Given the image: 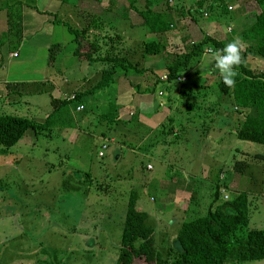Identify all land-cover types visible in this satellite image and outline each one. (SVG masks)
Returning a JSON list of instances; mask_svg holds the SVG:
<instances>
[{
    "label": "rangeland",
    "instance_id": "obj_1",
    "mask_svg": "<svg viewBox=\"0 0 264 264\" xmlns=\"http://www.w3.org/2000/svg\"><path fill=\"white\" fill-rule=\"evenodd\" d=\"M195 1L167 0L165 3L162 0L158 5L163 11L167 4L172 8V27L164 35L165 51L182 52L205 29L213 38L229 43L233 36L241 37L246 32L253 19L252 10H256L253 0H204L203 5L213 3V6L205 16H196L190 9ZM113 2L106 5L87 3L76 10V15L73 12L70 18L62 19L71 24L77 17L81 21L77 24L80 28L88 10H92L99 15L106 30L111 27L109 33L118 34L119 39L113 44L115 51L124 53L130 62L144 68V72L141 76L117 78L122 85L119 89H125L118 98L123 108L117 111V117L127 119L137 108L142 109L145 117L142 114L138 119L141 122L132 129L124 126L129 132L120 153L115 155V160L120 159L117 164L112 162L110 153L114 146L119 150L114 139L103 151L105 155L95 156L100 144L89 134H96L99 125L90 113L93 124L84 127L87 132L84 136L88 137L71 144L68 142L76 138V131L72 134V131L61 130L63 140L54 128H45L36 134L27 130L18 144L7 148L0 146V264H114L130 190L138 194L135 209L145 212V223L153 231L154 247L163 258L175 256L173 235L179 223L205 214L216 187L219 190L217 203L239 192L245 193L248 217L245 230L264 228V145L235 137V120L241 116L232 108L230 95L221 100L215 96L218 72L205 62L207 45L203 47L202 56L192 61L189 69L179 73L186 75L184 84H175L167 97L158 92L132 90L137 83L141 91L150 88L155 76L164 73V64L160 58L143 59L140 45L150 35L141 27H131L130 20H123L118 14V7L127 4L125 0ZM142 3L143 0L135 1L137 8H141ZM228 6L231 8L227 9ZM187 7L191 14L180 15L173 10L184 11ZM239 9L245 13L240 15ZM193 14L195 21L189 18ZM131 18L134 22L133 13ZM60 27L63 31L56 28L57 35L65 41L48 69L35 76L31 74L32 83L10 84L13 92L3 97L8 104L16 99L20 102L18 105H23L14 112L17 116L41 122L52 110L50 99L54 98L52 88L57 81L61 80V88L68 96L90 87L99 76L101 67L97 64L86 66L84 61H79L81 67H78L71 53L72 36L62 25ZM200 27H204L203 30ZM244 46L242 42V49ZM46 56H43L45 60ZM245 60L252 69L264 67V60L259 58L253 60L246 56ZM40 63V59L35 61V67L39 68ZM89 68L90 73L85 78L83 69ZM192 70L196 71L197 78ZM50 73L54 78L49 80ZM201 79L203 87H199ZM163 86L157 91H162ZM61 94L56 92L57 96ZM155 99L161 104L158 112L152 110ZM197 105L200 110H194ZM78 115L75 113L71 118H78ZM167 127L170 132L166 131ZM133 132L141 135L142 140L137 146H128L134 140ZM238 162L240 166L236 167ZM91 163L95 164L87 175ZM146 163L152 168L146 169ZM97 164L102 169L97 170ZM175 179L176 184L173 183ZM176 186L180 195L174 200L170 194ZM158 204H161L159 209L155 207ZM243 248V244L239 245L224 264H264V258L244 260L240 255Z\"/></svg>",
    "mask_w": 264,
    "mask_h": 264
},
{
    "label": "trees",
    "instance_id": "obj_2",
    "mask_svg": "<svg viewBox=\"0 0 264 264\" xmlns=\"http://www.w3.org/2000/svg\"><path fill=\"white\" fill-rule=\"evenodd\" d=\"M59 1L65 3L67 0ZM125 1L127 2L126 6L120 5L118 7L120 9L118 14L123 20L129 19L131 27H141L145 30L146 35H150L148 36L150 38L143 40L140 45V53L143 59L160 58L164 64L166 80L163 81L155 76L156 78L151 87H146L142 91L139 90L138 83L134 84V87L138 88L141 93H157V90L164 85V91L159 90L161 92L158 95L167 97V88L174 87L175 84H184V81L181 83L174 80L175 77L180 72L189 69L192 61L201 57L205 45H207L205 49H222L226 45L225 41L216 40L202 34L200 37L193 38L182 52L169 53L165 51L164 35L172 27V8L167 4L164 11L160 10L158 5L162 0H143L141 8H137L135 5L136 0ZM163 1L167 2V0ZM253 2L256 5V10H252V22L247 31L239 37L245 46L242 49V63L237 69L238 75L235 78V87H226L219 73L214 87L215 96L219 100L222 97L231 96L232 108L241 116V119L238 120L237 118L235 120V137L239 140L264 145V67L252 69L245 62L246 56L264 58V0H253ZM203 3L204 0H196L192 3L194 7L191 6L190 9L195 15L200 14L201 16V14H206L207 11L211 10L213 3L205 5ZM190 9L187 7L184 8V11L183 9L173 10L183 15L182 13L185 12L191 14ZM224 10L226 11V6ZM91 11L88 10L89 13L85 20H82L83 24L80 28H73L68 24H65V26L68 32L73 35L72 54L76 60L84 61L87 64L86 66L97 64V67H101L95 83L88 88H82L69 94L68 96L73 95V99H66L67 95L61 100L51 98L52 110L41 122L23 116L1 113L0 146L7 148L14 145L27 130H31L32 133L36 134L44 131L45 128H54V131H57L58 128L70 127L68 123L71 118L67 117V115L69 116L68 104H73L72 107L81 104V110L75 111L73 108V111L78 112L80 115L90 113L93 117L95 116L97 125H99L97 126L99 136H108V138H113L115 142L120 144L125 142L123 136L129 132V130L127 132L124 130V126L132 129L137 125V112H133L127 119L117 117L116 81L119 77L141 76L144 68L130 62L123 55L124 53L115 51L113 44L117 43L118 34L114 31L109 33V30H112L111 27L106 30L105 26H102L103 22L100 21L99 15ZM131 13L135 17L134 22H132ZM79 14L80 11L78 16ZM195 15L189 17L191 21H195L197 16ZM108 21L110 22V20ZM3 36L11 41L7 50L13 52L18 47L21 39L19 3L11 2L6 6V32ZM61 50L62 46L58 43L48 46L46 66L52 64ZM83 73L86 78L90 73V68L85 69ZM8 88L11 91L12 85H9ZM161 100L163 101V99ZM159 102L157 99L153 108L160 107ZM166 131L170 132L171 129L167 127ZM135 133L133 132L134 140L129 146H134L136 141H139L137 137L140 140L142 139L141 135H135ZM239 166L238 162L236 167ZM90 174L89 171L87 175ZM218 196L219 190L216 187L212 195V202L207 207L205 214L191 217L180 223L174 235L176 253L173 258L168 259L163 258L155 249L152 229L145 223L146 214L135 209L138 194L136 191L130 190L114 264H132L135 261L136 264H224L241 244L244 245V248L240 255L244 260L263 259L264 228L245 230L248 221L245 193L239 192L231 199L217 203ZM226 198L225 195L224 199Z\"/></svg>",
    "mask_w": 264,
    "mask_h": 264
},
{
    "label": "crops",
    "instance_id": "obj_3",
    "mask_svg": "<svg viewBox=\"0 0 264 264\" xmlns=\"http://www.w3.org/2000/svg\"><path fill=\"white\" fill-rule=\"evenodd\" d=\"M113 1L114 0H110V1L109 0H67L65 3H60L59 0H0V111L2 114L17 115V114H14V112H17L18 109L22 108L21 106H23L22 104L18 105V103H20V102L16 99H14L13 102L8 104L5 101V99L3 98L6 94L8 95V93L11 94L13 92V91L12 92L9 91L8 86L10 84L32 83V82H34L33 76H35L38 73H42L43 71H45V69H48V66H46V60L43 58V56L47 55L48 46L53 44V43H58V44L62 45V42L65 41V40H62V37L61 38L58 37L56 28H60L62 30V28L60 27V25H62L65 28V30L68 32V30L65 26V24H68V23L64 22L62 17L63 18H70L71 17L70 14H72L73 12H75V15H76V10L78 8H81V6H83V5H86L87 3L88 4L89 3L90 4L91 3H94V4L99 3L100 5H106L105 3L112 4ZM11 2L19 3L20 11H21V39H20L18 47L13 52H9L7 50V47L11 41L9 40V38L3 36L6 32V6ZM243 12L244 11L240 10V15L245 13V12L244 13ZM57 15H59L60 17H56ZM80 22L81 21L76 17V22L68 24V25H70L73 28H78L77 24ZM249 25H250V23L247 25L246 31H247V28L249 27ZM203 28L200 27V29H202V30H203ZM205 28H208V27H205ZM207 31H209V30L205 29L203 34L208 35ZM69 34L72 36L71 37V39H72L73 35L70 32H69ZM208 36H210V35H208ZM210 37H212V36H210ZM233 38L240 40L238 35L233 36ZM220 39L222 40V38H219L216 40H220ZM223 41L228 43V41H226L225 39ZM11 53H15V56H12ZM250 58L253 60H256L258 58L261 60H264V58L259 57V56H250ZM38 59H40V61H41V63H40L41 66H39V68L35 67V61H37ZM150 59H152V58H150ZM250 61L252 62V60H250ZM77 62L79 65L80 62L79 61H77ZM245 62H246V60H245ZM78 67H81V66H78ZM192 69H194V68H192ZM84 70L85 69H83V71ZM192 71H193L194 76L197 78L198 76H196V74H195L196 71L195 70H192ZM189 72H191V71H189ZM201 73H203V72H201ZM31 74H33V76H31ZM162 74H164V73H161L160 75H162ZM53 75H54L53 73H50L48 75L49 80L54 78ZM83 76H84V73H83ZM178 76H183L186 80L185 74H179ZM200 77L198 79H200ZM185 80H184V82H185ZM51 82H52V80H51ZM60 82H61V80L57 81L54 84V87L52 88V92H53L52 96L54 97V99H57V100L63 99L68 94V93H66V91L64 89L61 88L62 83H60ZM199 82H200L199 87H203L202 85H204V83L202 82V79ZM120 83H121L120 81L119 82L116 81V98H115L116 100H115V102H116V105L118 106V111H120L121 108H123V107H121L122 101L118 100V98L120 96H122V94L125 91L124 87L122 89H119ZM181 83H183V82H181ZM57 86H58V89H57ZM120 86H122V85H120ZM126 88L131 89L129 87H126ZM134 89H135V87L132 88V90H134ZM172 89H173L172 86L167 88V94H166L167 96H168V93L171 92ZM56 92L58 94L62 93L61 96H57ZM137 95H143V94L137 93ZM207 95H210V93H208ZM204 98H207V97L205 96ZM67 108H68V112H69V116L67 115V117L71 118L75 113L78 114V112L73 111L74 107H72V105L68 104ZM158 109H159V107H155L152 110L158 112V111H160ZM194 110H200V107L197 105V107H195ZM50 111L51 110H49L46 113V115ZM133 112H137L138 119L143 114L141 108H137V110L134 109ZM88 114H82V115L79 114L78 118L77 117H75L74 119L71 118V121H69V123H68L70 127L61 128V129L58 128V129H56L57 131H55V133H59L57 135L60 138H62L61 132L63 130L72 131V134H75V132H73V131H76L77 132L76 134H78V135L76 136V138L73 141L70 140V142H68L70 144L81 139V137L82 138L88 137V135L84 136L85 134H87V132L84 131V127L86 125L92 126V124H93L92 121L90 120V115H88ZM45 116L43 118H45ZM23 117H25V116H23ZM143 117H145L144 114H143ZM26 118H28V117H26ZM137 121H138L137 124H139V122H141L140 120H137ZM26 133L27 132H25L20 139H22ZM89 135L96 137L98 139L99 144H100L99 149L97 150V152H95V156L97 155L96 157L100 158V156L105 155L104 154L105 152H103V151L108 147L109 142L111 143L113 141V138H108V136L107 137L99 136L98 130L96 131V134L92 133ZM126 135H128V134H125L123 136V139ZM138 139H139V141H136V146L142 140V139L140 140V138L137 137V140ZM19 140L15 144H18ZM107 140H111V141H107ZM117 144H118L117 146L119 147V150L117 147L114 146V149L110 151L112 162H115L116 164H117V162H120L119 161L120 159L115 160L116 159L115 155H116V153H118V151L120 153V149L124 145V144H120V143H117ZM129 151L130 152L133 151L132 148H129ZM99 152L101 153V155L98 154ZM92 164H95V163L90 164L89 171H90ZM148 164L149 163H146L145 166H147ZM150 166H151V164H150ZM95 168L97 170H99V169H102V166H98V164H97V166ZM151 168H152V166L148 169H151ZM90 172H92V171H90ZM175 182H176V179L174 180L173 183H175ZM175 184H173V185L168 184V186H175ZM181 186H186V185L181 183ZM176 187H177L176 190L172 191V194H170L174 198V200H175L176 195H180V192H178V190H180V189L178 186H176ZM160 197H161V195H160ZM188 197H190V196H188ZM186 204H187V202H186ZM160 205L161 204H158L155 207L156 208L158 207V209H159ZM180 206H181V203H180ZM178 223H179V221H178ZM152 233H153V231H152Z\"/></svg>",
    "mask_w": 264,
    "mask_h": 264
},
{
    "label": "clouds",
    "instance_id": "obj_4",
    "mask_svg": "<svg viewBox=\"0 0 264 264\" xmlns=\"http://www.w3.org/2000/svg\"><path fill=\"white\" fill-rule=\"evenodd\" d=\"M204 59L206 63L212 65L219 73L226 87H235V78L238 75L237 69L243 60L242 42L240 40L233 39L222 49H209V55Z\"/></svg>",
    "mask_w": 264,
    "mask_h": 264
},
{
    "label": "built area",
    "instance_id": "obj_5",
    "mask_svg": "<svg viewBox=\"0 0 264 264\" xmlns=\"http://www.w3.org/2000/svg\"><path fill=\"white\" fill-rule=\"evenodd\" d=\"M227 8L230 9L231 7L228 6ZM203 15L205 16L206 14L203 13ZM227 31L229 32V28H227ZM209 49H211V48H206L205 49V53H207L208 55H209ZM11 55L15 56V53H11ZM160 79L164 81V80H166V76L163 74V75L160 76ZM174 80H176L177 82H182V81L185 80V78L183 76H176ZM160 92L161 91H158V94H160ZM66 99H73V95L68 96ZM81 109H82V105L81 104H78V105H76L74 107L75 111H79ZM98 154L101 155L100 152ZM146 168L148 169V168H150V166L147 165ZM223 197L225 198V195Z\"/></svg>",
    "mask_w": 264,
    "mask_h": 264
}]
</instances>
